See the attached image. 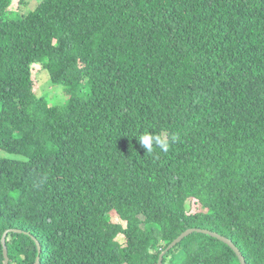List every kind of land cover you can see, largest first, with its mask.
<instances>
[{
  "label": "trees",
  "instance_id": "obj_1",
  "mask_svg": "<svg viewBox=\"0 0 264 264\" xmlns=\"http://www.w3.org/2000/svg\"><path fill=\"white\" fill-rule=\"evenodd\" d=\"M32 1L0 0V151L25 159H0V264L8 230L9 264H157L188 229L264 264V0ZM235 263L201 233L162 260Z\"/></svg>",
  "mask_w": 264,
  "mask_h": 264
},
{
  "label": "rangeland",
  "instance_id": "obj_2",
  "mask_svg": "<svg viewBox=\"0 0 264 264\" xmlns=\"http://www.w3.org/2000/svg\"><path fill=\"white\" fill-rule=\"evenodd\" d=\"M41 1L42 0H33L32 3L28 6L29 9L34 10ZM16 4H17V0H13V5L11 6L12 10L16 9ZM47 75L48 74L46 71H40V72L38 71L37 80L39 87L37 90V96L41 98H46L50 105L63 104L68 99L65 89L60 85H54ZM1 158H17V159L25 160L24 157L10 155L3 151H0V159ZM112 221L114 223H120L122 225H125V223L120 221L116 216L112 218ZM117 241L120 244L125 243V240L122 236L118 237Z\"/></svg>",
  "mask_w": 264,
  "mask_h": 264
},
{
  "label": "water",
  "instance_id": "obj_3",
  "mask_svg": "<svg viewBox=\"0 0 264 264\" xmlns=\"http://www.w3.org/2000/svg\"><path fill=\"white\" fill-rule=\"evenodd\" d=\"M14 231L15 230H8V231L4 232L3 235H2L1 244H2V248H3V257H4L5 264H9V258H8V255H7V249H6V246H5L6 245L5 244V240H6V237H7L8 233L14 232ZM193 233H201V234H204V235H208L210 237H213V238L223 242L224 244H226L236 254L237 259H238L240 264H246L244 257L241 255L239 250L235 247V245L229 239H227V238H225V237H223V236H221V235H219L217 233L210 232L208 230H200V229H188L185 232H183L180 236H178L174 241H172L167 246L165 251L160 254L157 264H162V260H163L164 255L168 251L173 249L176 245L181 243V241L183 239H185L186 237H188L189 235H191ZM39 251H40V248H39ZM35 264H39V259H37Z\"/></svg>",
  "mask_w": 264,
  "mask_h": 264
},
{
  "label": "clouds",
  "instance_id": "obj_4",
  "mask_svg": "<svg viewBox=\"0 0 264 264\" xmlns=\"http://www.w3.org/2000/svg\"><path fill=\"white\" fill-rule=\"evenodd\" d=\"M174 139V137H173ZM139 142L147 152L153 150V144H157L163 151L168 150V143L163 140L160 136H155L151 133H145L139 137Z\"/></svg>",
  "mask_w": 264,
  "mask_h": 264
}]
</instances>
